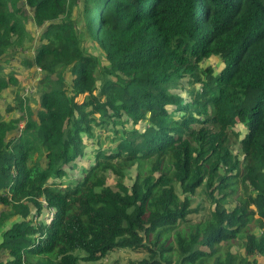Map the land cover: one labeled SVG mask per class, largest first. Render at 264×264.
Returning <instances> with one entry per match:
<instances>
[{
	"label": "trees",
	"instance_id": "obj_1",
	"mask_svg": "<svg viewBox=\"0 0 264 264\" xmlns=\"http://www.w3.org/2000/svg\"><path fill=\"white\" fill-rule=\"evenodd\" d=\"M75 4L0 0V92L17 84L3 58L33 40L23 5L43 29L27 61L42 73L37 117L20 95V118L0 113V205L21 217L0 264L98 262L116 249L146 254L123 264H264V0H82L88 38ZM213 55L219 73L202 65ZM201 186L214 207L193 220ZM33 209L54 215L34 223Z\"/></svg>",
	"mask_w": 264,
	"mask_h": 264
},
{
	"label": "rangeland",
	"instance_id": "obj_2",
	"mask_svg": "<svg viewBox=\"0 0 264 264\" xmlns=\"http://www.w3.org/2000/svg\"><path fill=\"white\" fill-rule=\"evenodd\" d=\"M81 2L82 0H76V4L73 7V18L77 21L76 26L80 30L81 36L83 38H88V36H84V21L79 14ZM22 10L23 20L26 24L30 36L33 37V40L31 43H27L23 48H13L3 58L7 59V62L4 60L2 61V74H13V76L17 80V84L10 83L8 88L0 92V113L5 119H9L12 117H21L22 112L17 106L19 95L26 99V103L32 109L34 117H37V112L41 108V88L39 85V80L42 77V73L39 68L30 66L27 61H30L34 58L35 50L40 44V35L43 29L35 24L33 19V11L30 7L23 5ZM86 46L90 51L94 52L95 54H100V57L102 56L99 46L93 40L88 39V41H86ZM101 61H104V59H102ZM202 65H211L217 73H219L224 66L222 59L218 55H213L210 58L206 59ZM23 124L24 121L21 120L20 125L23 126ZM236 130L243 134L245 127L241 123H238L236 125ZM102 145L104 149H107L109 146H111L109 141L104 137L102 138ZM93 147H95V145ZM91 149L92 146L89 145L87 147L86 153L83 156L82 162L85 165H88L89 163H91L90 161L93 160L92 153L90 152L92 151ZM234 150L235 153L240 152L238 144L235 145ZM240 157H243L242 153H240ZM136 172V166L129 171V174L125 179L128 185L132 184ZM70 173L74 178H79L81 176V168L77 167ZM108 182L111 185H114L116 182L115 176L110 175ZM207 195L208 193L206 192V188L201 186L197 189L196 193L191 196V207H193L194 209H198L196 212L190 214V218H192L193 220H199L202 217L207 216L210 210L213 209L214 206L210 202ZM228 205L229 207H231L235 205V203H229ZM11 211V206L0 205V240L4 231L13 226L15 222L21 220V217L11 216ZM50 216L51 212L49 209H46L41 215L33 209L29 218L34 223H38L40 221L47 223L51 219ZM254 231L256 233H259L260 229L255 228ZM233 251L240 252L242 250L238 245H234ZM144 256H146L144 252H137L130 249H116L98 262H82V264H123L127 263L130 259L136 260ZM0 258L5 259L6 256L0 253ZM256 258L260 263L264 262V259L260 255H256Z\"/></svg>",
	"mask_w": 264,
	"mask_h": 264
},
{
	"label": "built area",
	"instance_id": "obj_3",
	"mask_svg": "<svg viewBox=\"0 0 264 264\" xmlns=\"http://www.w3.org/2000/svg\"><path fill=\"white\" fill-rule=\"evenodd\" d=\"M53 215H54V213L52 212V213H51V216H50V218H52V217H53ZM50 220H51V219H50Z\"/></svg>",
	"mask_w": 264,
	"mask_h": 264
}]
</instances>
